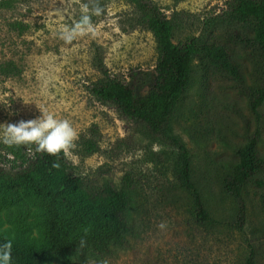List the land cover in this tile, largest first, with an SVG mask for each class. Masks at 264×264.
I'll return each instance as SVG.
<instances>
[{"label":"rangeland","instance_id":"1","mask_svg":"<svg viewBox=\"0 0 264 264\" xmlns=\"http://www.w3.org/2000/svg\"><path fill=\"white\" fill-rule=\"evenodd\" d=\"M153 1L170 17L184 16L185 28L176 34L179 42L199 34L203 21L219 14L227 0ZM85 2L93 0H0V66L13 62L18 70L11 77L0 72V124L34 119L40 109L66 119L77 131L75 147L67 155L75 175L120 181L130 173L139 187L141 207L130 247L85 264H244L251 243L264 264V188L250 187L245 195L247 222L240 233L226 224L233 222L234 202L220 193L217 181L223 164L236 159L227 145L245 142L237 109L251 116L246 99L231 83L219 81L203 103L195 86L188 98L189 113L170 127V134L184 140L195 164L207 172L212 206L217 219L225 222L214 228L199 226L174 179L175 153L144 140L136 126L93 91L101 77L94 66L97 53L113 76L128 81L130 73L138 72L150 83L158 60L152 33L132 25V8L126 1L96 0L104 11L92 17L95 34L66 44L59 32L79 19ZM86 140L95 142L99 151L86 156ZM5 146L0 142L1 154ZM15 186L0 205V237L39 245L45 237L44 210L34 191L24 184Z\"/></svg>","mask_w":264,"mask_h":264},{"label":"trees","instance_id":"2","mask_svg":"<svg viewBox=\"0 0 264 264\" xmlns=\"http://www.w3.org/2000/svg\"><path fill=\"white\" fill-rule=\"evenodd\" d=\"M124 1L132 8V25L152 33L157 64L150 83L138 72L123 81L110 73L97 53L94 66L101 77L93 90L95 96L114 106L144 140L175 153L174 179L189 199L195 223L214 228L225 222L217 219L212 206L207 172L195 164L184 140L169 130L189 113L188 98L195 86L205 103L214 82L231 83L246 99L251 116H243L237 109L245 142L227 145L236 159L223 164L217 181L220 193L234 202L233 222L226 224L242 233L247 222L245 195L250 187L264 188V0H227L219 14L203 21L199 34L179 42L176 34L185 28L182 14L170 17L153 0ZM0 72L11 77L18 70L9 62L0 66ZM144 88H148L146 93ZM82 148L86 156L99 151L92 140L83 141ZM54 163L59 167H53ZM68 165L62 153L57 158L37 152L35 146L6 145L5 153H0V205L9 198L10 188L24 184L34 191L45 215L43 242L24 245L12 241V264H47L51 260L85 264L130 247L141 207L134 176L126 173L120 181L86 179L75 175ZM76 195L82 199H75ZM5 239L9 238L1 236L0 243ZM81 239L86 241L83 247H79ZM244 264H261L254 243Z\"/></svg>","mask_w":264,"mask_h":264},{"label":"clouds","instance_id":"3","mask_svg":"<svg viewBox=\"0 0 264 264\" xmlns=\"http://www.w3.org/2000/svg\"><path fill=\"white\" fill-rule=\"evenodd\" d=\"M104 9L96 0L81 5L79 19L71 26L59 32V38L66 44L71 43L77 37L94 35L95 27L93 16H100ZM39 108V107H38ZM40 109V108H39ZM41 115L30 120H20L16 124H0V142L9 147L35 146L37 152L46 153L59 158L62 153L67 156L75 147L77 131L66 119H57L53 114L41 110ZM58 168L59 164L54 163ZM163 228L164 224L159 225ZM86 241L81 239L79 247H83ZM13 243L5 239L0 243V264H12ZM106 264V262H105Z\"/></svg>","mask_w":264,"mask_h":264}]
</instances>
